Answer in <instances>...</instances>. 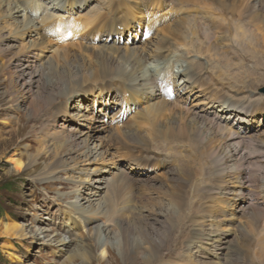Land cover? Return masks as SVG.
<instances>
[{
  "label": "bare ground",
  "instance_id": "bare-ground-1",
  "mask_svg": "<svg viewBox=\"0 0 264 264\" xmlns=\"http://www.w3.org/2000/svg\"><path fill=\"white\" fill-rule=\"evenodd\" d=\"M40 1H22L28 10V17L21 12L14 0H0V18L6 12L14 21L17 17H24L23 21L17 24H20L23 30H32V34L37 35V39L32 38L28 43L29 49L55 45V42L49 38L57 33L59 35V42L62 45L55 51V65L51 68L50 76L56 75L58 77L56 82L59 81L61 87H59V97L50 93L43 101L44 106L52 103V106L45 109L47 113H41L44 117L47 116L46 121L48 118L51 119V123L41 124V131L44 132V136L56 141L61 131L66 129L65 125L59 124L55 131L48 130L52 128L50 125H53L55 113L58 112V116L66 122V125L67 121L78 125L74 126V131H65L62 134L63 138L69 137L61 144L62 150L69 155V159L81 162L101 160L102 163L105 162L112 167L110 170L93 169V172L97 173L93 179L94 186L98 182L101 185L96 186L90 196L82 198L70 195L71 209L83 216V227L87 230L80 236L79 242H81L73 258L93 260L96 257L95 250L100 249L103 251L102 254L108 249L109 258H113L110 247H114L122 251L123 259L127 264H168L163 263L166 254L162 249L171 238L174 241L175 232L172 231L176 229L183 234L178 226L183 220L179 224L177 218L180 214L184 216V211L191 208V213L195 215L191 220L192 229L187 232L189 234L185 240H182V235L180 237L179 244L183 245V249H189L197 240L204 244L210 243L211 239L205 236L209 237L210 225L214 226L217 223L213 229L219 230L222 236L217 241V245H220V251L227 250V252L217 254L216 258L210 255L194 261L179 257L178 264H243L241 256L248 255L252 248L258 252L260 249V254L256 258L264 264V141L247 139L246 134L250 131L240 132L229 123L230 118L233 117L242 122H247L256 115L262 117L264 101L262 98H257L249 89H254L257 84L253 70L251 72L241 66V71L232 73L221 64L222 59L231 61L232 58H229L231 51L228 47L222 50V45L215 43L214 37L217 36L215 27L218 26L216 20H205L201 14L203 11H211L215 16H219L225 11L231 13L229 10L231 9L232 12H239L240 16L248 18L246 26L243 23L240 27L251 37L245 49L248 56L254 59L257 49H262L261 52H264V0H108L106 4L103 0H96L102 4L101 7L90 10L93 0H61L71 6L67 10L68 19H55L48 15L40 6ZM78 4L80 7L72 8L73 5ZM190 6L196 7L197 12H200L195 14L196 16L199 14L201 16L195 17L193 23L186 18L187 16L175 21L178 11H189ZM175 14L177 15L174 18ZM146 15H149L147 23ZM150 15L156 18L152 19ZM215 16L212 17L216 18ZM130 17L135 24L133 20L132 22L129 20ZM142 17L141 22L139 20ZM143 27L154 35L150 38V43L145 42V44H154L149 54H144L150 52L148 45L121 48L118 37L119 44L113 41L114 35L121 38L128 33H131L128 37L133 35L137 38L138 31L144 34L141 29ZM69 31L72 32V38L81 34L82 37L80 35L79 38L82 41L63 45L64 41L67 43V40H70L67 35ZM156 32H160L163 36ZM85 35L89 37V41H86ZM104 35L111 37L112 46L109 48L86 45ZM180 47L187 54L193 50L202 57L218 58L221 62L215 65L213 70L217 69L219 74L214 76L203 61H194V59H185L186 65L179 66L177 71L174 70L171 58ZM33 61H28L27 67L39 70V65ZM87 62L90 64L88 68ZM40 65L45 66V64ZM73 65L76 67L73 68ZM40 71L43 72L44 69ZM97 78H100V82L86 88L89 92L87 91L84 94L86 97L82 98L87 107L81 111L82 106H78V111L73 115L84 122L85 119L93 121L90 115L96 113L98 119H95V124L86 123L84 127H80L81 121L79 119L72 121L73 116L70 118L65 112H68V107L71 108L73 105V108L77 107L75 88L82 82ZM226 78L229 81L234 80L233 83L236 85L240 81L243 83L242 87L247 88L248 91L239 96L220 87L217 81H226ZM32 83L33 80H30L29 84L25 83L23 90H30ZM196 90L204 94L203 100L209 109H217L215 114L209 115L208 110L202 109L193 111L188 107L186 100L185 103L179 102V98H184L187 94L190 96ZM14 100L17 98L15 97ZM57 101L59 102L55 106ZM133 104L137 107L129 109ZM89 105H96L97 109L91 113ZM117 107L119 109L115 112ZM103 108L111 109L114 114L118 113L114 117H117L116 123H121L123 129L120 130L115 126L109 120L111 118L108 119L109 122L103 123L106 119ZM125 111L127 115L132 111L136 113L133 116L136 128H131L125 117L119 114ZM79 140L84 141L82 146L77 143ZM113 145L122 149L121 152L127 155L126 159L131 162L134 171H140L139 181H134L132 175L118 165L111 150ZM181 147L191 148L194 154L190 150L192 155L187 153L182 159L181 153L177 152ZM163 153L172 156V159L166 162L159 157ZM204 160L211 162L212 173L207 172L204 166L206 164H203ZM61 162L57 157L45 173V180H51L54 174L67 166L63 167ZM173 163L177 168L171 166ZM169 166L172 170L168 168ZM77 171V169L70 170L78 175L74 179H69L71 185L83 181L81 178L83 174ZM105 171H109V174H105ZM99 172H103V175L99 176ZM97 178L101 181H97ZM206 179L212 180L210 184H204ZM194 193L198 196L196 201L192 200ZM124 197L130 203L125 204ZM96 199L99 204L93 202ZM163 201H166L170 207L168 210L166 208L164 215L161 214V208L165 206ZM150 203L152 205L142 214L145 224L141 231L135 234L129 230L130 234L126 233L121 222L132 220L131 216L134 212L139 213L144 204ZM191 204L194 208H186ZM235 205L238 206L237 212L223 210L227 207L234 208ZM207 214L211 216L210 221L214 224H209V220L206 221ZM222 216L225 220L236 221L232 222L233 225L240 222L234 227V230L239 231L238 238L233 237L229 240L224 238L227 224L218 225ZM148 218H151V222H154L153 219L157 223L165 221L164 232L150 231ZM95 224L99 225L93 226ZM5 230L10 231L7 226ZM84 240L86 244L82 243ZM144 251L146 254H143ZM110 263L118 264L114 260ZM97 264H109V262L99 260Z\"/></svg>",
  "mask_w": 264,
  "mask_h": 264
},
{
  "label": "rangeland",
  "instance_id": "rangeland-1",
  "mask_svg": "<svg viewBox=\"0 0 264 264\" xmlns=\"http://www.w3.org/2000/svg\"><path fill=\"white\" fill-rule=\"evenodd\" d=\"M14 1L18 4L21 12L25 16L29 17L28 10H26V5L22 4L24 3L22 2L23 0ZM103 1V3L106 4L108 0ZM60 2L62 1L60 0ZM94 2H96V0H93L90 6H92ZM40 3V6L43 5L48 8L47 11L42 6L43 11H45L48 15L53 16L56 19V17L51 14L54 13L53 9H55L57 11H61L63 13L62 15H64V17H67L65 19H68L67 10L71 7L68 4H65L63 2L62 5V3H59L55 0H41ZM96 4L97 3H94L93 6H95ZM54 5L55 8H53ZM78 7H80L79 4L72 6L73 9H77ZM241 7L242 6H240V8ZM229 10L231 11V13L229 11H225L219 16H215L213 13H211V11H203L201 12V14L206 20L215 19L218 23L219 27H215L217 32V36L214 37L215 43L222 45V50H225L228 47V49L231 51V54L229 53V58H232L231 61L227 62V60L222 59L221 62L218 58L215 59V57L213 56L202 57L198 52H195L193 50L192 52L187 54L184 53V49H181L180 47L176 55L181 59L176 60V58L174 57L172 60L174 70L177 71V67L179 65L185 66V59L203 61L209 71L214 74V76L218 75L219 73H217V69L213 70V67L220 64V62L223 66L226 67L227 70L229 69V72L232 73L235 72L233 71V69L239 71L242 65L244 66V69H249L251 72L254 69V74L257 78V84L254 89H249L254 90L256 96L261 97L262 100H264V96H261L260 93V89L264 87V52H261L262 49H257L258 52L254 55V59H251L250 56H248L245 48H247L248 43L251 41V37L245 34L240 25L243 23L245 25L246 21L248 22L249 19H246L245 16H240L238 14L239 12H232L231 9ZM193 11L196 13H192ZM198 13L200 12H197L196 7L190 6L189 11H178V16L175 21L184 19L185 16H187L186 18L191 23H193L195 17L201 16V14L196 16ZM162 15L163 14H161V17ZM176 15L177 14L174 15V18L176 17ZM211 15L215 16L216 18L212 17ZM23 19L24 17L21 16L17 17V20L14 21L13 17L8 16L7 12L4 13L0 18V264H97L99 263V260L107 261L109 262V264H112L110 263V261L112 260L118 262V264H127L123 259L122 251L114 247H110V250H112L113 258H109L110 256L108 254V249H106L103 254L102 249L95 250L94 254L96 256V259L94 258L93 260L92 258H85L84 260L73 258L76 254V251H78V246L81 242H79V238L81 235L85 234L87 230L83 228V216L71 209L70 195L82 198L84 196H90L89 194L94 191L93 189L96 186L101 185V183L98 182V184L94 186L93 179L97 173L96 171L93 172V169L96 170V168H99L100 170L101 168H104L110 170V168L112 167L109 166L110 164H105V162L102 163L101 160L81 162L69 159V155L65 154V150H62L61 147L62 142L69 137L63 138L62 134H64L65 131H74V126L78 125H76V123L68 121L66 125V122H64L58 116V112L55 113L53 125H50L52 126V128L48 130L55 131L59 124L65 125L66 129H63V131H61V135L56 138V141H52V139L44 136V132L41 131L42 127L40 126L41 124L48 125L51 123V119L48 118L46 121L47 116L44 117L43 114L48 112L45 109L52 106V103H48L46 106H44L43 101L46 100L48 94L51 93L54 94V96H58V93L60 91V83L59 81L56 82V78L58 77L53 74L52 76H50V73L51 68L55 65V51H57V49H59V46H61L62 44H60L61 42H59V39L56 40L55 38H49L51 39V41L55 42V45L46 47L41 46L40 49H29L28 43L30 42V40H32V38L37 39V35L32 34V30H23V27L20 24H17L21 23ZM140 19L141 20L139 21L142 22L143 17ZM129 20L132 22V17H130ZM133 22L135 24L134 20ZM136 28L138 29V26ZM158 34L162 35L160 32ZM79 35L81 34L76 35L75 41H70L68 39L67 43L66 41H64V43L62 42L63 45L81 42L82 40H77L80 39L77 38V36ZM84 38L86 39V41H89V37L87 35H85ZM103 38L106 39V36H104ZM128 38H132L131 40H133V43L129 42L128 44ZM232 38H234L235 41ZM126 39V41L120 44L121 48H132L134 46L148 45L147 47L150 49V52H144V54H149L154 47V44H145L141 39V44L137 43V38L133 35L131 37L126 36ZM237 42L239 45L237 44ZM148 43H150V41H148ZM86 45L99 48H109L110 46H112V43L111 41L108 43H104L103 41H101L95 44L87 43ZM239 56L245 58V60L239 58ZM30 60H34L33 62L36 65H39V70L37 68L31 69L27 67L28 65L26 64ZM40 64H45V66ZM89 65V62H87V68L89 67ZM74 67H76V65H73V68ZM40 70H42L43 72H41ZM99 79L100 78L89 82H82L79 86H77V88H75L74 93L76 94L75 96H77V100L75 103L77 107L73 108V105L71 108H69L67 106L68 112H65L70 118H72L73 116L72 121H76V119H79L76 115H73L78 111V106H82L80 109L81 111L85 110V108L87 107V105H85V101H83L82 99L86 97L84 96V94L87 91L89 92V90L86 91V88L97 85L100 82ZM227 79L228 78H226V81L220 80L218 82L219 84L223 85H220V87H223L224 89L229 90L237 95L245 92V89L242 87L243 85L240 83V81L237 82V85H239L237 86L233 83L234 80L229 81V79ZM30 80H33L34 82L31 85L32 88L30 90H23L24 84H29ZM54 84L56 85L52 88L51 85ZM80 96L82 97L80 98ZM188 96L189 95H185L184 98H179V102L181 101L180 103H182L184 99L187 100L188 107H190V109L193 111L207 108L206 102L205 100H203L204 94L200 93L199 90L194 94H191L189 97ZM15 97L17 98V100H14ZM188 98L190 100H188ZM58 102L59 101H57L56 103L54 102L55 106L58 104ZM145 102L148 104L147 101ZM128 104H130L129 101ZM140 104H142V102ZM136 107L137 106L133 104L129 109ZM94 109H97L96 105H89V112L92 113ZM118 109L119 108L117 107L115 112H117ZM215 110L213 109L209 111L215 114ZM103 112L104 115H106V119L103 120L104 124L111 120V122L115 124V126L119 127L120 130L123 129V125L121 123L115 122L118 119L114 116L118 113L114 114L115 112L107 108H103ZM125 112L119 114H121L123 118L125 117V121L131 128H136V125L133 123L136 122L134 120L135 117H133L136 113L132 111V113L130 112L127 115V112ZM34 114L36 115L32 117V115ZM124 114H126L127 116H124ZM90 116L93 118V121H86L85 119V121L83 122L79 119V121H81V125L79 126L84 127L86 123L95 124V119H98L96 117L97 114L92 113ZM256 117H251L247 122L235 120V117H233L230 118L229 123L234 129L240 130V132L250 131L248 134H246L247 139L264 141V115L262 117L257 115ZM77 143L82 146L84 144V141L79 140L77 141ZM118 149L119 148L114 147V145L113 147H111L113 157L115 158L116 162L120 167L125 169L129 175H132L134 181H139L138 177L139 175L141 176L140 171H134V169H132L131 162L128 161V159H125L127 158V155L121 152L122 149ZM190 150L191 148L186 149L185 147H181L177 152L181 153L180 157L184 159L187 153L189 155L194 154L192 150L191 154ZM119 154H122V156ZM57 157L61 159V165L63 167L66 165L67 166L65 168H61V170H59L57 174H54L51 180H45V173L48 169H50L52 163L56 160ZM159 157L163 158L166 162L172 159V156L165 155L164 153L163 155H159ZM72 158H74V156H72ZM203 164H206L204 166L207 168V172L212 173V168H210L211 162H209V160H206ZM20 165L21 170H19ZM37 165L39 166L37 167ZM172 165H174V168H177V165L175 163L171 164V166ZM168 168L172 170L170 166ZM196 168L197 167L195 166V169ZM71 169H77V172L80 171V174H83V176H81L83 181H79L71 185V181H69V179L78 177L77 174L70 172ZM107 173L109 174V171H105V174ZM101 175H103V172H99V176ZM98 180L101 181V179L97 178V181ZM148 180L151 181L150 179ZM212 180H207L204 184H210ZM159 187L161 188V186ZM197 198L198 196L196 195V193H194L192 200L196 201ZM93 202L99 204V202H97V199ZM123 202L125 204L130 203L125 197L123 198ZM163 204H165V206H163ZM163 204L159 205L163 206L161 208V214L164 215L166 214V208L168 210L170 207L167 205L168 203L166 204V201H163ZM151 205L152 203L144 204V207L139 210V213L134 212L131 216L134 220L127 219L121 222L123 223V227L125 228L126 233L130 234L129 230L131 232H134L135 234L138 233L137 231H141L143 225L145 224V219L142 214L146 213L145 210ZM235 206L236 207L234 208L227 207L223 210L228 212H237L238 206ZM188 207L194 208L192 204L190 206L188 205L186 208ZM190 209L191 208L184 211V216L183 214H180L181 216H178L179 218H177V221L179 224L183 220L181 224L182 226L178 225L183 234L179 231H176V229L172 231L175 232V238H173L174 241H172L171 238V241H169L164 247L165 250L162 249V251H164L166 254V258L163 257V263L178 264L179 257L182 259L186 258V260L193 259V261L210 255L212 258H216L215 256L217 254H223L227 252V250L220 251V245H217V241L222 238V236H220L219 234V230H217V232L216 228L213 229L214 227H216L217 223H215L214 226L210 225L209 230H211V232H209V237L207 235L205 236L211 239V241H209L210 243L204 244L202 243V241L197 240L189 249H183V245L179 244L181 240L180 237L182 235V240H185V238L189 234L187 232L192 229L191 220L193 219V215H195L191 213ZM205 218L206 221L209 220V224H214V222L210 221L211 216L209 214H207V216L205 215ZM220 220L221 221H219L218 225H223L224 223L227 224V230L223 235L225 239L227 238V240H229L233 237H239V231L238 229L234 230V227H237L240 222L233 225L232 222L236 221L225 220L223 216ZM148 221H150L148 225L150 231H154L155 233L164 232L165 221L157 223L153 219L154 222H151V218H148ZM199 222L202 221L199 220ZM96 225L99 224H95L93 226ZM6 226L10 231L7 232L5 230ZM172 232H170V234ZM70 241H73L74 243ZM82 243L86 244V241L84 240ZM224 247L226 248V246ZM252 250L248 252V255H245L243 257L241 256L243 264H261L259 259L256 258L260 254V249L259 252L258 250L255 251L253 248ZM144 252L145 253L143 254H146V251ZM167 254L170 255L167 256ZM246 257H248V259Z\"/></svg>",
  "mask_w": 264,
  "mask_h": 264
}]
</instances>
